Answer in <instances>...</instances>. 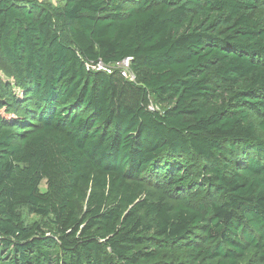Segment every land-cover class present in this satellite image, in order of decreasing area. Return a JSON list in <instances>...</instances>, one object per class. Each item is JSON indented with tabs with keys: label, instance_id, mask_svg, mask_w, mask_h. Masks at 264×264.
I'll use <instances>...</instances> for the list:
<instances>
[{
	"label": "trees",
	"instance_id": "trees-1",
	"mask_svg": "<svg viewBox=\"0 0 264 264\" xmlns=\"http://www.w3.org/2000/svg\"><path fill=\"white\" fill-rule=\"evenodd\" d=\"M0 70V264H264V0H0Z\"/></svg>",
	"mask_w": 264,
	"mask_h": 264
},
{
	"label": "built area",
	"instance_id": "built-area-1",
	"mask_svg": "<svg viewBox=\"0 0 264 264\" xmlns=\"http://www.w3.org/2000/svg\"><path fill=\"white\" fill-rule=\"evenodd\" d=\"M133 58H127L124 61L117 63L115 65H107L102 61H99L97 64H88L87 69L89 71L104 72L109 75L113 74L115 70L121 71V73L126 76L130 81H135V75L131 71V64Z\"/></svg>",
	"mask_w": 264,
	"mask_h": 264
},
{
	"label": "rangeland",
	"instance_id": "rangeland-1",
	"mask_svg": "<svg viewBox=\"0 0 264 264\" xmlns=\"http://www.w3.org/2000/svg\"><path fill=\"white\" fill-rule=\"evenodd\" d=\"M51 2L54 3L55 0H51ZM0 80H2V81H6V82L9 81V82H11V83H14L12 79H9V80H8V79L6 78L4 72L1 71V70H0ZM40 189H41L42 192H45V191H46L47 188H46V183H45V182L42 183ZM22 212H23V214H24L25 217H26V222H27V224H31V223H33V222H35V221H41V219H40L38 216L29 213V211H28L27 209H24Z\"/></svg>",
	"mask_w": 264,
	"mask_h": 264
}]
</instances>
